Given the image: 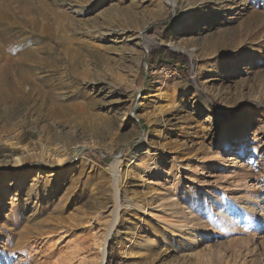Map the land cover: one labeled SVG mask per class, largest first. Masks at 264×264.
Listing matches in <instances>:
<instances>
[{
  "label": "rangeland",
  "instance_id": "obj_1",
  "mask_svg": "<svg viewBox=\"0 0 264 264\" xmlns=\"http://www.w3.org/2000/svg\"><path fill=\"white\" fill-rule=\"evenodd\" d=\"M116 188L104 264H264V0H0V264H99Z\"/></svg>",
  "mask_w": 264,
  "mask_h": 264
},
{
  "label": "bare ground",
  "instance_id": "obj_2",
  "mask_svg": "<svg viewBox=\"0 0 264 264\" xmlns=\"http://www.w3.org/2000/svg\"><path fill=\"white\" fill-rule=\"evenodd\" d=\"M149 40V39H148ZM140 150V149H139ZM139 150H134L132 151V156L134 157L135 155L138 154ZM131 156V157H132ZM158 168V165L157 163H153V166H147L146 169H143L142 173H147L149 172L150 174H155L156 172V169ZM141 173V174H142ZM118 176V175H117ZM120 179L119 177H117V180ZM119 181V180H118ZM119 187V186H118ZM115 206L113 208V211H112V221L110 223V225H108L107 227V231H106V234H105V237L103 239V242H102V246L100 248V254H101V260H100V263L99 264H104V261H105V257H106V249L108 247V243H109V240L111 238V235H112V232L114 230V228L116 227V224L117 222L119 221L120 219V216H121V208H122V204H121V199H120V195H119V188H116V191H115ZM143 209V213L144 214H150L152 217H155L159 222H167V218H165L164 216L162 215H159L157 214L156 212L152 211V210H149V209H146V208H142ZM145 217V216H144ZM134 242V241H133ZM32 250V249H31ZM31 252V251H30ZM29 252V254H30ZM35 252V251H34ZM50 253V252H49ZM52 253V252H51ZM40 255V254H39ZM38 255V256H39ZM54 256V255H53ZM55 258V257H54ZM30 259L32 261H36L38 258H37V254H33V255H30ZM39 260V259H38ZM50 260V256L49 255H45L43 257V260H41V262H48ZM54 260V259H53ZM39 262V263H41ZM50 263V262H49ZM52 263V261H51ZM67 263V262H66ZM64 262V260H61L60 257H57L55 258V260L53 261V264H66ZM88 263V262H87Z\"/></svg>",
  "mask_w": 264,
  "mask_h": 264
},
{
  "label": "trees",
  "instance_id": "obj_3",
  "mask_svg": "<svg viewBox=\"0 0 264 264\" xmlns=\"http://www.w3.org/2000/svg\"><path fill=\"white\" fill-rule=\"evenodd\" d=\"M151 54H152L151 56H154V57L163 56L166 58H170L172 60H181L183 62L187 61V59L184 55L174 53L171 50H169L168 48H162V47L155 48V50H153ZM163 61H166V60H163ZM143 73H145V71H143ZM84 153L86 156H89V157L93 158L94 160H96L100 163H103V160L100 158V156L98 154L94 153L93 151L86 150ZM32 164H34V163L27 164V165H32ZM113 264H117V262H114Z\"/></svg>",
  "mask_w": 264,
  "mask_h": 264
},
{
  "label": "water",
  "instance_id": "obj_4",
  "mask_svg": "<svg viewBox=\"0 0 264 264\" xmlns=\"http://www.w3.org/2000/svg\"><path fill=\"white\" fill-rule=\"evenodd\" d=\"M108 249V248H107ZM107 249H106V251H107Z\"/></svg>",
  "mask_w": 264,
  "mask_h": 264
}]
</instances>
